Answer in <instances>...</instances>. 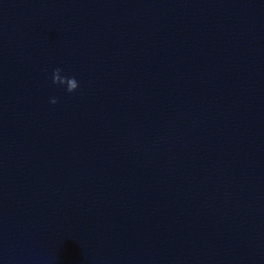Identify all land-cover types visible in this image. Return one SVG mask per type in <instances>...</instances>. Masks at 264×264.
Returning a JSON list of instances; mask_svg holds the SVG:
<instances>
[{"label": "water", "instance_id": "water-1", "mask_svg": "<svg viewBox=\"0 0 264 264\" xmlns=\"http://www.w3.org/2000/svg\"><path fill=\"white\" fill-rule=\"evenodd\" d=\"M0 264H264V0H0Z\"/></svg>", "mask_w": 264, "mask_h": 264}, {"label": "clouds", "instance_id": "clouds-1", "mask_svg": "<svg viewBox=\"0 0 264 264\" xmlns=\"http://www.w3.org/2000/svg\"><path fill=\"white\" fill-rule=\"evenodd\" d=\"M51 80L54 85H66L65 90L68 93L74 92L79 86L78 81L75 77L62 76L60 68H56L53 70ZM49 102L55 104L57 101L56 98L53 97Z\"/></svg>", "mask_w": 264, "mask_h": 264}]
</instances>
